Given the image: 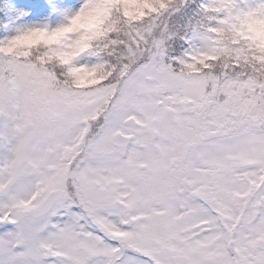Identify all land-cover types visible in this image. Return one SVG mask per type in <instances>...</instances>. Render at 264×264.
<instances>
[{
  "label": "snow or ice",
  "instance_id": "obj_1",
  "mask_svg": "<svg viewBox=\"0 0 264 264\" xmlns=\"http://www.w3.org/2000/svg\"><path fill=\"white\" fill-rule=\"evenodd\" d=\"M0 264H264V0H0Z\"/></svg>",
  "mask_w": 264,
  "mask_h": 264
}]
</instances>
